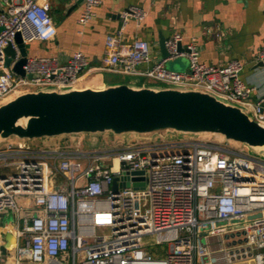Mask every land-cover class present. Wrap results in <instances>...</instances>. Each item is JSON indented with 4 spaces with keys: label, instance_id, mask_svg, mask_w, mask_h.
<instances>
[{
    "label": "built area",
    "instance_id": "2783aa9c",
    "mask_svg": "<svg viewBox=\"0 0 264 264\" xmlns=\"http://www.w3.org/2000/svg\"><path fill=\"white\" fill-rule=\"evenodd\" d=\"M100 2L83 0L77 22L88 23ZM146 15L139 6L125 7L96 63L81 51L64 62L27 55L19 74L12 69L20 57L16 35L24 44L56 35L50 0H0V103L38 88L77 87L109 72L205 90L264 124V95L252 98L255 87L240 78L242 63L200 61L194 38L183 44L173 32L164 39L168 56L139 68L151 60L148 41L123 42L121 34L129 19L139 24ZM8 45L15 57L6 66ZM181 55L187 71L165 67ZM256 59L264 61V45ZM114 178H126L127 185L113 191ZM7 210L19 224L11 230L13 254H0V264L9 257L13 264H264V158L225 141L155 136L94 147L81 140L8 141L0 145V212Z\"/></svg>",
    "mask_w": 264,
    "mask_h": 264
},
{
    "label": "water",
    "instance_id": "95a60500",
    "mask_svg": "<svg viewBox=\"0 0 264 264\" xmlns=\"http://www.w3.org/2000/svg\"><path fill=\"white\" fill-rule=\"evenodd\" d=\"M83 0H78L81 2ZM161 38V57L168 53ZM20 57L12 69L23 74L27 50L17 34ZM181 44H179V50ZM5 65L15 57L11 45L5 48ZM258 61L255 66H263ZM22 121V122H20ZM133 135L137 139L216 135L235 143L248 153L264 158V124L249 110L205 90L161 83L108 82L101 87H47L29 90L0 103V144L14 140H41L58 136L89 135V147L98 144L102 133ZM134 173H142L136 171ZM124 178L112 181V190L126 186ZM134 187L143 183L135 182ZM0 254L6 255L12 237L4 235Z\"/></svg>",
    "mask_w": 264,
    "mask_h": 264
},
{
    "label": "crops",
    "instance_id": "0c3cea01",
    "mask_svg": "<svg viewBox=\"0 0 264 264\" xmlns=\"http://www.w3.org/2000/svg\"><path fill=\"white\" fill-rule=\"evenodd\" d=\"M129 5L147 12L139 24L129 19L121 34L123 42L148 41L151 60L140 64L139 68L160 60V39L179 32L183 44L194 38L199 59L206 64L223 65L232 59L239 60L242 63L240 78L255 87L252 98L264 95V65L255 66L258 51L264 45V0H101L94 9V17L84 25L77 22L83 1L50 0L56 35L52 40L26 43L27 55L57 56L64 62L74 51H81L91 63H96L104 53L105 36L119 28V14ZM170 60L176 61L177 71H187L186 56ZM88 81L92 83L87 86L92 87H100L105 81L153 83L141 76L109 72L97 74ZM8 215L10 220L5 219ZM17 224L16 214L9 210L0 212V244L6 242L3 235L7 231L12 234Z\"/></svg>",
    "mask_w": 264,
    "mask_h": 264
},
{
    "label": "rangeland",
    "instance_id": "374dc122",
    "mask_svg": "<svg viewBox=\"0 0 264 264\" xmlns=\"http://www.w3.org/2000/svg\"><path fill=\"white\" fill-rule=\"evenodd\" d=\"M56 15V14H55ZM58 15V14H57ZM175 60H166V64L165 67L168 70H172V71H177L176 70V66H175ZM126 80V79H125ZM87 86L88 84H83V86ZM82 86V85H79ZM200 138H205V139H210V140H214V141H221V137L216 136V135H201V136H197ZM89 139V135H83V134H78L75 139H74V143L76 144L77 140H81V144L85 147L89 146V144L87 143ZM131 139H137L135 136L133 135H119V136H114L111 133H102L98 136V143L100 142H106L108 144H115L117 142H126L127 140H131ZM14 138L10 139L9 141H13ZM7 141L2 142L0 145L4 144ZM31 143H34L36 145H43V144H49L51 146L55 145V144H61V143H71V139L70 137H66V136H58V137H52V138H47V139H41V140H34L31 141ZM73 144V143H72ZM231 145L233 146H237L235 143H231ZM11 216H6V220H10ZM102 229H97V232H100ZM15 246V243H14ZM165 245H151V251H155V249H160V248H164ZM14 248V247H13ZM13 248L11 249L12 254H13ZM7 264H13L11 259L8 258ZM22 264H26L25 262H23Z\"/></svg>",
    "mask_w": 264,
    "mask_h": 264
},
{
    "label": "bare ground",
    "instance_id": "6f19581e",
    "mask_svg": "<svg viewBox=\"0 0 264 264\" xmlns=\"http://www.w3.org/2000/svg\"><path fill=\"white\" fill-rule=\"evenodd\" d=\"M96 75H94V76H92V77H89V79H91L92 80V78H94ZM88 79V80H89ZM85 80H87V78L85 79ZM87 80V82L86 81H84L82 84H80V85H82L83 86V84H89V83H92L91 81H88ZM82 86H77V87H82ZM101 87V86H100ZM10 98H8V99H6V100H9ZM20 122H22V121H20ZM220 136V135H219ZM14 238H13V236L9 239V241H8V245L10 246V248L12 247V246H14ZM10 258V257H9ZM11 259V258H10ZM11 261H12V263H13V260L11 259Z\"/></svg>",
    "mask_w": 264,
    "mask_h": 264
}]
</instances>
